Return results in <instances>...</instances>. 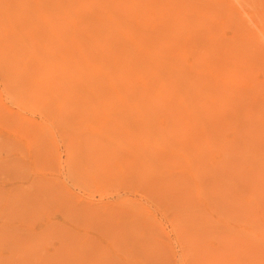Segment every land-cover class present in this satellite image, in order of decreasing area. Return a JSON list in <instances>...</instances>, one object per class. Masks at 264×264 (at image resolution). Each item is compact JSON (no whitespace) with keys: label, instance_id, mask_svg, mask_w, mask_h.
<instances>
[{"label":"rangeland","instance_id":"rangeland-1","mask_svg":"<svg viewBox=\"0 0 264 264\" xmlns=\"http://www.w3.org/2000/svg\"><path fill=\"white\" fill-rule=\"evenodd\" d=\"M0 264H264V0H0Z\"/></svg>","mask_w":264,"mask_h":264},{"label":"bare ground","instance_id":"bare-ground-1","mask_svg":"<svg viewBox=\"0 0 264 264\" xmlns=\"http://www.w3.org/2000/svg\"><path fill=\"white\" fill-rule=\"evenodd\" d=\"M106 26L109 28L111 26V24L107 25V23H105ZM104 27V26H103ZM154 48V47H153ZM155 49H152V47H146L144 50L145 55L150 58V59H154V56L156 55L155 53Z\"/></svg>","mask_w":264,"mask_h":264}]
</instances>
